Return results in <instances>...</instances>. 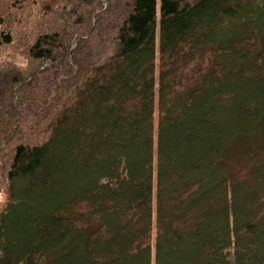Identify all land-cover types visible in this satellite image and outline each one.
I'll return each instance as SVG.
<instances>
[{"label":"trees","instance_id":"16d2710c","mask_svg":"<svg viewBox=\"0 0 264 264\" xmlns=\"http://www.w3.org/2000/svg\"><path fill=\"white\" fill-rule=\"evenodd\" d=\"M16 1L38 64L0 66V264H174L180 235L175 264H264V0Z\"/></svg>","mask_w":264,"mask_h":264},{"label":"rangeland","instance_id":"374dc122","mask_svg":"<svg viewBox=\"0 0 264 264\" xmlns=\"http://www.w3.org/2000/svg\"><path fill=\"white\" fill-rule=\"evenodd\" d=\"M28 1L31 0H17L16 3L19 2H23V3H27ZM10 0H0V66L4 63V62H12V64H16L19 67L22 68H31L33 66H36L38 63L36 61H33L30 59V56L27 52V42L31 41V35H27V24L26 21L28 20L27 18V14L30 12L29 9L26 8V10H21V11H16L13 8L10 7ZM14 10V11H13ZM29 15V14H28ZM30 17V16H29ZM54 14H48L47 16L42 17L43 20L41 22H39V27L41 29H51L52 27H55L57 24L56 19L53 18ZM53 18V19H52ZM30 21L32 22L31 25H36L33 21H34V17L31 16ZM38 24V23H37ZM12 27V31H13V35H14V41L12 42H4L2 39V35L1 33L4 31H7V29H11ZM223 29V28H222ZM10 64V63H9ZM1 68V67H0ZM186 131L182 130V127L177 125L176 130L174 129V131H172V136L173 137H178L179 135H183ZM71 133V131L69 132ZM69 136L63 140L61 142V144H56L58 151L61 150V153L64 154V163L68 166L70 163L74 164L75 168L78 171V175L76 173V175L72 176L71 179H67L68 174H64L63 176L65 177V181H64V185L67 188L68 192L67 193H73L76 191V189H80L83 186H87V184L85 183V174L83 173V170H80V168H78V159H76V157L71 154L70 152H68V148H67V141L69 140L70 134H68ZM113 135V134H112ZM114 136H116V138H119L121 136H126V133L123 132L122 130V126L121 128H119L118 131L114 132ZM139 147V150H137V157L140 159L141 158V162L144 163V149L145 147L142 145H137ZM67 148V150H66ZM116 150H119V147H117ZM106 154H108L106 152ZM111 154V153H110ZM187 160V158H185V156H177V161L181 162V161ZM67 166H63L66 167ZM142 171V172H141ZM141 171H137L136 173V177L132 180L133 183L137 182V181H141L144 180V176L145 173L143 172V170ZM71 172V171H69ZM59 174V173H58ZM37 177V179L41 180L43 183H46L47 180L55 179L56 177L54 176H50L48 175H40ZM62 177V176H61ZM60 177V178H61ZM1 179V178H0ZM33 177H27V176H19L15 179V183L17 185H19V187H28L29 184L33 181ZM62 179V178H61ZM94 183H92L91 185L93 186ZM45 186H41V185H36L35 186V190H32V194L34 195L37 191H38V196L35 198H38V204L44 207L49 206V209H51L52 207L55 206V204H60L64 199H65V194L64 195H56L53 198L47 200L46 198L43 197V192L46 193V191L44 190ZM97 189V188H96ZM77 192V191H76ZM68 194V195H69ZM31 197H27V200H30ZM6 200V194L3 190H0V208L2 207V205L4 204ZM134 200L133 198H130V201ZM110 209H115L114 211H118V212H123V210L120 207H113L111 206ZM117 213V212H116ZM119 215H121V213H119ZM172 222V220H170ZM126 226V225H125ZM173 226V225H172ZM126 228V227H125ZM263 232V231H262ZM262 232L260 234H262ZM121 235H119L118 238H115L114 242H110L107 245V248L110 249V251L112 250V248L114 247L113 245L115 243L119 244V252H122V244L123 242L121 241ZM106 240V239H104ZM130 241V240H129ZM107 242V240H106ZM129 243V242H127ZM132 242L130 241V244ZM181 243H183V245H187L189 243V239L187 236H183L180 235V242L177 245L172 244V248H173V252L170 251V255H169V262L174 263L175 264V258H179L180 259V255H177L178 253H182V246ZM118 252V253H119ZM175 254L177 256H173L172 254ZM107 254V252H106ZM183 258H186V254L182 255ZM99 264V263H96ZM127 264H145L143 257H136V256H130V259L128 260Z\"/></svg>","mask_w":264,"mask_h":264}]
</instances>
